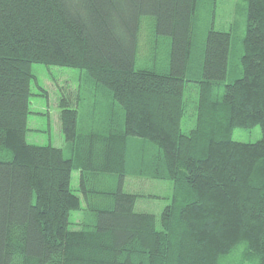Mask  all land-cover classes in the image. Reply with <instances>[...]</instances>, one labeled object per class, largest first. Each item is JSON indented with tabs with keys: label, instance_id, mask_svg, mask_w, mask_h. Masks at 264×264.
I'll list each match as a JSON object with an SVG mask.
<instances>
[{
	"label": "trees",
	"instance_id": "trees-1",
	"mask_svg": "<svg viewBox=\"0 0 264 264\" xmlns=\"http://www.w3.org/2000/svg\"><path fill=\"white\" fill-rule=\"evenodd\" d=\"M247 1L243 73L220 96L232 34L214 21L202 74L188 76L200 0H0V264H228L244 241L243 264H264V0ZM145 17L154 38L170 39L163 68L140 50ZM35 62L84 69L112 97L104 131L80 132L78 109L60 103L70 157L27 140ZM190 82L199 98L185 132ZM257 125L260 140L233 138ZM134 138L154 150L141 174L174 183L160 219L123 188ZM83 208L88 218L72 227Z\"/></svg>",
	"mask_w": 264,
	"mask_h": 264
},
{
	"label": "rangeland",
	"instance_id": "rangeland-1",
	"mask_svg": "<svg viewBox=\"0 0 264 264\" xmlns=\"http://www.w3.org/2000/svg\"><path fill=\"white\" fill-rule=\"evenodd\" d=\"M200 2V16L197 21L196 39L188 76L198 78L202 74V47L205 33L212 25L211 22L214 21L215 29L230 31L232 34L228 75L217 87V93L222 96L225 84L241 77L243 73L241 56L244 53L243 41L247 32L249 3L247 0H200ZM214 9L215 14L213 13ZM152 26L153 22L150 17L143 18L140 50L143 56L146 54L147 56L157 55L159 61L157 67L163 68L168 64L170 39L154 38ZM155 43H158V46ZM152 45L156 47L152 49ZM33 73L27 131V140L30 143L52 144L62 148L66 157L72 156L70 142L61 126L60 103L63 101L73 102L72 106L78 109L80 132L104 131L107 128L112 118L110 111L112 97L88 77L86 70L72 66L35 62L33 63ZM185 97L190 102V109L183 118L182 128L188 132L196 124L195 106L199 98L197 83L190 82L188 84ZM115 110L118 112L115 119L124 122L123 109L116 105ZM262 137L263 132L259 125L252 128H235L233 132V138L243 142H256ZM143 140L142 138L131 139L128 146V173L124 179L123 188L126 191L141 194L136 205L138 210L152 212L160 219L164 207L172 202L174 183L170 179L150 178L141 174V166L146 161H150L154 154L152 146L145 144ZM114 180L112 178V181ZM112 185L115 186V182ZM71 187L76 193L81 194L78 190L80 187V171L78 169H74L72 172ZM86 212L84 208L73 211L71 226L79 228L81 224L78 223H83L84 219L88 218Z\"/></svg>",
	"mask_w": 264,
	"mask_h": 264
},
{
	"label": "clouds",
	"instance_id": "clouds-1",
	"mask_svg": "<svg viewBox=\"0 0 264 264\" xmlns=\"http://www.w3.org/2000/svg\"><path fill=\"white\" fill-rule=\"evenodd\" d=\"M246 249H247V241H244L243 243L239 244L237 248L233 250L234 254L228 261V264H243L242 257ZM218 264H220L219 261ZM248 264H260V260L257 257L253 261L248 262Z\"/></svg>",
	"mask_w": 264,
	"mask_h": 264
}]
</instances>
